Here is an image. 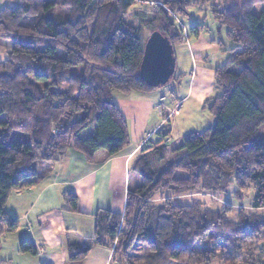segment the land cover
<instances>
[{
	"label": "trees",
	"instance_id": "16d2710c",
	"mask_svg": "<svg viewBox=\"0 0 264 264\" xmlns=\"http://www.w3.org/2000/svg\"><path fill=\"white\" fill-rule=\"evenodd\" d=\"M255 5L264 0H15L0 10V38L12 44L0 62V240L18 228L6 202L36 184L38 163L73 151L98 164L130 144L113 94L153 91L138 75L145 31L174 48L206 28L186 29L174 15L208 6L220 53L230 55L213 68L220 94L203 104L213 126L174 148L167 127L156 131L133 160L139 184L123 213L99 210L86 246L67 231V262L97 246L112 250L111 264H264V9ZM13 132L29 142H10ZM231 187L240 203H221ZM63 199L77 212L73 194ZM18 251L36 255L28 239Z\"/></svg>",
	"mask_w": 264,
	"mask_h": 264
},
{
	"label": "crops",
	"instance_id": "0c3cea01",
	"mask_svg": "<svg viewBox=\"0 0 264 264\" xmlns=\"http://www.w3.org/2000/svg\"><path fill=\"white\" fill-rule=\"evenodd\" d=\"M14 1L0 0V10ZM202 21L193 23L204 24ZM210 35L205 28L198 37L184 40L187 44L191 40L187 50L195 62L185 92L180 91L179 94L172 87L167 94L155 91L135 92L136 95H132L134 92L113 94V101L127 123L130 142L120 153L101 163L88 164L78 153L70 151L60 162L36 165V184L22 192L12 193L6 202V210L17 220L18 228L1 238L0 264H68L67 246L70 241L67 231H75L80 245L86 246L94 234L93 216L99 210L123 213L128 192L139 184L131 165L140 147L149 139L154 141V134L163 126L169 131L167 140L170 141L173 132L171 120L191 113L205 117L202 111L205 100L220 94L214 85L213 68L223 65L220 63L227 55H222L216 44L217 31L213 37ZM11 47L9 41L0 38V62L6 60ZM212 51L216 53V59L212 58L214 65L209 60ZM176 72L175 61L174 74L178 80L174 82L178 83L184 74ZM206 120L209 122L208 118ZM193 129L191 131L198 132V128ZM132 180L135 185L131 184ZM65 193L76 197L77 212H72L64 202ZM26 239L34 245L35 256L19 253L18 245ZM111 255L112 250L95 246L79 264H111Z\"/></svg>",
	"mask_w": 264,
	"mask_h": 264
},
{
	"label": "rangeland",
	"instance_id": "374dc122",
	"mask_svg": "<svg viewBox=\"0 0 264 264\" xmlns=\"http://www.w3.org/2000/svg\"><path fill=\"white\" fill-rule=\"evenodd\" d=\"M138 3H141V2H138ZM143 4L146 5L147 7H150L151 2H145ZM262 9H264V6L255 5L252 10H253V12H259ZM174 19H175V21L178 24L183 25V27L186 28V29H187V27L189 28V27L194 26L195 23H193V22L195 20H202L203 19L202 22L204 23V25L206 26L207 30L211 34L210 36H212V37L214 36V33L216 31L215 28L217 27V25L212 21V19L210 17L208 6H205L204 8H200V9H196V10H190L188 17H186V18H183V17L181 18V17H179L177 15H174ZM224 31L225 30H223V32ZM149 35H150V32L149 31H145L144 38L148 37ZM187 38L190 39L192 37L189 35V36H187ZM190 43H191V40L188 42V44H190ZM188 44L183 41V42L177 44L174 47V57H175V61H176V70H177L176 74L178 72H182L184 74V76L181 78V80H179L178 83L174 82V79H170L169 82L166 85L161 86V87L156 88V89H153V91L158 92V93H166L167 94L172 89V87H175L174 91L178 92L179 94H181L180 91H182V92L186 91V88H187V85H188V82H189L190 73H191V70H192V67H193V63H195L189 57V52H188L187 49L190 46ZM190 51H191V48H190ZM58 54L61 56L60 52H58ZM215 55H216V53H214V51H212V53H210L211 57H210L209 60L211 62V65L212 64L213 65L216 64V63H214V61H212V58H215ZM222 55H227V57L223 58V60L221 61L220 64L225 63L227 61V59L229 58V56H230L227 53L226 54L224 53ZM196 63H197V65H199L198 61H196ZM209 64L210 63H208V65ZM132 95H136L135 92ZM215 96L216 95H212V97H215ZM174 111L175 110L172 111V114H174ZM202 111H203V115H205V117H203L201 115L200 116H197L195 114L193 115L191 113V114H188V115L184 114L182 117L174 118L173 120H171V124L173 125V132H172V136L170 138V141L168 143L169 147L171 146V147L174 148L175 146H177V144L180 143L179 141H177V139H181L186 134H189L190 132H193V131H191L193 128H195V129L198 128V132L199 131L203 132V130H206L209 127L213 126L214 119H213V116L210 114L208 108H205ZM206 117L209 119V122L206 120L207 119ZM3 118L4 117H0V119H3ZM261 133H264V126L262 128H260L259 136L261 135ZM90 134H91V129L85 130V131H83L80 134V138L86 139L88 136H90ZM130 140H131V137H130ZM9 141L10 142L11 141H21V142L28 143L29 142V135L28 134H23V133H18V132H13L10 135V137H9ZM165 164L166 163L164 162L161 165L164 166ZM131 177H133V173L131 174ZM133 181L134 180L131 181L132 182L131 184H134ZM135 181H136V179H135ZM245 193H247V194H246V197L243 198L242 204L247 207L248 206L247 203H248V200H250V198L252 196L251 195L252 192L250 191V192H245ZM234 194H235V188L231 187L229 189V191H228V195H226L225 197L220 198V202L221 203L230 202V203H233V204H239L240 201H237V199H234V197H233ZM200 197L203 198L206 201L208 207H211L213 209L214 208L216 209V207L220 203V202L219 203L218 202L211 203L209 201V198L204 197V196H200ZM179 200L186 202L187 199H179ZM213 200H215V199H213ZM221 203H220V205H221ZM262 214H264V211H263ZM215 264H219V263L216 262Z\"/></svg>",
	"mask_w": 264,
	"mask_h": 264
},
{
	"label": "water",
	"instance_id": "95a60500",
	"mask_svg": "<svg viewBox=\"0 0 264 264\" xmlns=\"http://www.w3.org/2000/svg\"><path fill=\"white\" fill-rule=\"evenodd\" d=\"M175 72L173 46L159 32H151L143 45L139 78L150 89L166 85Z\"/></svg>",
	"mask_w": 264,
	"mask_h": 264
},
{
	"label": "built area",
	"instance_id": "2783aa9c",
	"mask_svg": "<svg viewBox=\"0 0 264 264\" xmlns=\"http://www.w3.org/2000/svg\"><path fill=\"white\" fill-rule=\"evenodd\" d=\"M162 101H163V99H161V100H160V103H159V108H160V109L162 108V105H161Z\"/></svg>",
	"mask_w": 264,
	"mask_h": 264
}]
</instances>
